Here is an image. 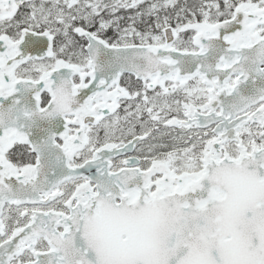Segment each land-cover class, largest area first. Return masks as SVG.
Returning a JSON list of instances; mask_svg holds the SVG:
<instances>
[{"label": "snow or ice", "instance_id": "obj_1", "mask_svg": "<svg viewBox=\"0 0 264 264\" xmlns=\"http://www.w3.org/2000/svg\"><path fill=\"white\" fill-rule=\"evenodd\" d=\"M0 264H264V0H0Z\"/></svg>", "mask_w": 264, "mask_h": 264}]
</instances>
